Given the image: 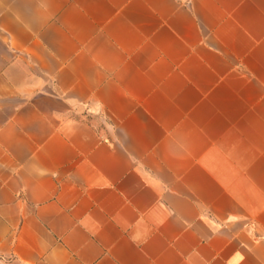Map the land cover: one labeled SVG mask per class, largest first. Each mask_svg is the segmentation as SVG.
I'll return each instance as SVG.
<instances>
[{
    "label": "crops",
    "instance_id": "1",
    "mask_svg": "<svg viewBox=\"0 0 264 264\" xmlns=\"http://www.w3.org/2000/svg\"><path fill=\"white\" fill-rule=\"evenodd\" d=\"M0 249L264 264V0H0Z\"/></svg>",
    "mask_w": 264,
    "mask_h": 264
},
{
    "label": "rangeland",
    "instance_id": "2",
    "mask_svg": "<svg viewBox=\"0 0 264 264\" xmlns=\"http://www.w3.org/2000/svg\"><path fill=\"white\" fill-rule=\"evenodd\" d=\"M0 264H17V263L14 261V258L10 253L4 252L0 249Z\"/></svg>",
    "mask_w": 264,
    "mask_h": 264
}]
</instances>
